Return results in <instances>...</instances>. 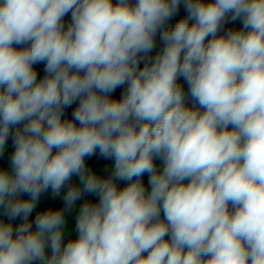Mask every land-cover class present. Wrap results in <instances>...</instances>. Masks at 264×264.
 <instances>
[{"label": "clouds", "instance_id": "9594fccd", "mask_svg": "<svg viewBox=\"0 0 264 264\" xmlns=\"http://www.w3.org/2000/svg\"><path fill=\"white\" fill-rule=\"evenodd\" d=\"M10 136L0 264H264V0H0Z\"/></svg>", "mask_w": 264, "mask_h": 264}, {"label": "crops", "instance_id": "0c3cea01", "mask_svg": "<svg viewBox=\"0 0 264 264\" xmlns=\"http://www.w3.org/2000/svg\"><path fill=\"white\" fill-rule=\"evenodd\" d=\"M234 24L238 27L240 25V22L237 21ZM142 66H143V64H142ZM34 67L37 69V71L39 73L38 78H42L44 75L43 64H38V65H35ZM184 88H185V92L187 93V84L186 83L184 85ZM186 103H194V102L189 98L186 100ZM13 151H14V148H12V147H6L5 148L4 154L0 155V167L9 168V170H10L9 157L11 156ZM113 164H114V161L112 159H105L99 155V152H97L95 159H94V164H93L92 169H94L98 175H100L102 177H107L108 175H110V173L112 171ZM156 164H158V160H156ZM73 181H76V177H73ZM146 181H148V175L147 174H145L142 177V182L144 183ZM119 186L123 187L124 182H120ZM65 191H66V188L62 189L61 196L64 194ZM84 199L91 200V201L95 202L97 200V197H95V196L83 197L81 201L77 202V206L70 213H66V218L68 220V224L66 225V229H65V242H67L68 239L73 238L77 235V233L75 231V227H74V220H75L76 214L78 212L79 205L83 203ZM47 207H63L60 198H56V199L52 198L51 190H49L47 193L42 194L41 200H40L39 205L37 206L36 212H39L42 209H46ZM32 216L33 217L35 216V212L33 213ZM0 217L7 220V217L3 216L2 210H0Z\"/></svg>", "mask_w": 264, "mask_h": 264}, {"label": "trees", "instance_id": "16d2710c", "mask_svg": "<svg viewBox=\"0 0 264 264\" xmlns=\"http://www.w3.org/2000/svg\"><path fill=\"white\" fill-rule=\"evenodd\" d=\"M185 15H186V12L184 10L183 4H181L180 10L177 13V15L175 17H173L172 20H170L168 22L169 23V26L174 25L177 20H179L181 17H183ZM64 22H65V25L67 26V24L70 22V13L64 18ZM227 27H237V26L233 23V24L226 25V28ZM157 38H158V49L160 51L162 49V47H163V44L159 41V37L158 36H157ZM141 67H142V64H141ZM43 69H44V65H43ZM122 91H123V89H117L116 92L113 95L115 97L119 98V96L121 95V92ZM187 104L189 106H192L194 103H187ZM74 107H75V105L72 106V108H74ZM72 108H69V109L66 110L65 116L67 118H70L71 117ZM6 147H12L13 148L11 136L9 137V140H8V143L6 144ZM95 156H96V154L93 157H91V158H87V161L86 162H87L88 166L91 167V168L93 167ZM157 160H158L157 166L158 167H162V162L159 159H157ZM143 184L145 185L146 190H150V186L148 185V181L144 182ZM30 219H34V217L33 216L30 217ZM18 222L19 221H14L13 223L15 225Z\"/></svg>", "mask_w": 264, "mask_h": 264}, {"label": "rangeland", "instance_id": "374dc122", "mask_svg": "<svg viewBox=\"0 0 264 264\" xmlns=\"http://www.w3.org/2000/svg\"><path fill=\"white\" fill-rule=\"evenodd\" d=\"M158 51H159V49H158V38H157L156 48L149 55L152 56V57H154ZM181 82H183V79L182 78H181Z\"/></svg>", "mask_w": 264, "mask_h": 264}]
</instances>
